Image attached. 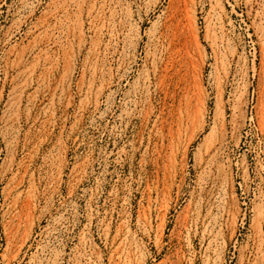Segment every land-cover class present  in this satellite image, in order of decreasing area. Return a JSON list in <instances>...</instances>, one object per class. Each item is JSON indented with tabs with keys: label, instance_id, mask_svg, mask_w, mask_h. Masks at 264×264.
<instances>
[{
	"label": "rangeland",
	"instance_id": "obj_1",
	"mask_svg": "<svg viewBox=\"0 0 264 264\" xmlns=\"http://www.w3.org/2000/svg\"><path fill=\"white\" fill-rule=\"evenodd\" d=\"M0 264H264V0H0Z\"/></svg>",
	"mask_w": 264,
	"mask_h": 264
}]
</instances>
